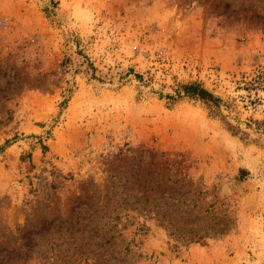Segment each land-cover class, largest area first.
Here are the masks:
<instances>
[{"label":"rangeland","instance_id":"1","mask_svg":"<svg viewBox=\"0 0 264 264\" xmlns=\"http://www.w3.org/2000/svg\"><path fill=\"white\" fill-rule=\"evenodd\" d=\"M0 264H264V0H0Z\"/></svg>","mask_w":264,"mask_h":264},{"label":"trees","instance_id":"2","mask_svg":"<svg viewBox=\"0 0 264 264\" xmlns=\"http://www.w3.org/2000/svg\"><path fill=\"white\" fill-rule=\"evenodd\" d=\"M177 92L180 97L195 99L209 106L217 107L221 102L218 97H215L211 92L196 82L179 85Z\"/></svg>","mask_w":264,"mask_h":264}]
</instances>
